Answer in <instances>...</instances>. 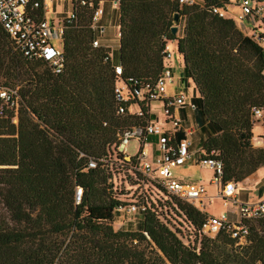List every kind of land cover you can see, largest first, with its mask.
Instances as JSON below:
<instances>
[{"label":"trees","instance_id":"16d2710c","mask_svg":"<svg viewBox=\"0 0 264 264\" xmlns=\"http://www.w3.org/2000/svg\"><path fill=\"white\" fill-rule=\"evenodd\" d=\"M195 1L119 0L120 76L110 48L92 47L93 11L113 0L71 2L60 74L15 50L0 26V90L16 92L14 105L0 99V264H264V217L247 223L243 243L224 231L211 238L200 233L207 215L169 196L164 206H145L134 230L113 228L118 206L129 200L125 188L134 185L113 176L118 137L153 117L143 104L141 116L130 113L133 101L120 114L114 85L121 80L132 94L153 83L166 44H174L182 81L197 93L202 157L219 160L223 181L236 184L264 167V148L252 144L253 108L262 110L264 126V50L232 18L213 12H226L229 0ZM256 2L264 32V0ZM174 14L182 24L176 34ZM28 16L44 18L42 0Z\"/></svg>","mask_w":264,"mask_h":264},{"label":"built area","instance_id":"2783aa9c","mask_svg":"<svg viewBox=\"0 0 264 264\" xmlns=\"http://www.w3.org/2000/svg\"><path fill=\"white\" fill-rule=\"evenodd\" d=\"M72 1L74 0H70V4ZM79 2L81 5L85 4L84 0H79ZM195 2V0H179V3L184 5H193ZM237 5L247 18L254 21H256L254 17H259L262 14V7L256 0H238ZM39 6H41V0H0V26L14 42L15 50L25 58H38L48 62L52 72L60 74L64 65L62 50L63 21L73 19L74 15L71 9L69 17L58 23L50 22L45 18L46 10L42 3L44 18L36 21L28 16V9H36ZM213 12L218 14L219 17H226V12L218 9H213ZM101 15L102 9L98 7L93 11L91 18V28L95 35L92 41L93 48L102 46L96 36V33L100 35L104 33V28L99 24ZM254 31L255 33L251 36L258 41L264 40V32H261L259 28ZM119 35L117 31L116 40H118ZM52 40H60L61 48H55ZM111 50L110 48L109 59L112 62L115 75L120 76L122 73L121 66L119 63H113ZM162 54L164 67L153 83H146L142 88L131 94L127 84L119 80L115 83L113 89L117 102L122 104L118 108L120 114L125 112L123 104L131 101L134 104L130 105L128 111L138 116L142 115L139 104L146 106L148 114L152 116L151 103L159 102L162 106L161 121L154 119L153 116L143 126L126 129L118 137L116 151L120 154L121 160L113 163L115 165L113 176H117L119 180L125 182L128 178L129 181L134 182V185L130 190L127 187L125 188L129 200L126 201V205L118 206L117 211L124 210L125 213L131 215H141L145 210V206L152 205V203L164 206L169 196L203 210L204 198L207 195L204 185L183 182L172 174L174 168L191 161L194 155V152L190 150L192 145L190 136L195 127L187 124L185 112H193L195 104L192 99H188L181 93L173 96L166 95L168 85L172 84V71L170 66L167 65L172 57L168 44L165 45ZM0 99L5 104L14 105L16 92L1 89ZM252 114L254 118H263L261 109L253 108ZM131 140H136L139 143L138 151L132 157L128 156L125 150ZM255 143L256 147L264 148V135H260ZM211 154H214V152H211ZM198 155L200 163L213 171L211 184L217 187L216 197L224 203L235 205L238 214L237 220H231L226 214L207 216L200 233L213 238L220 231H224L232 239L243 243L249 233L247 223L264 217V198L253 203L237 201L235 197L236 183L231 180L223 181L221 162L212 158L204 159L200 150ZM94 166V162L90 161L88 163V167ZM80 194L81 189L77 188V200H79Z\"/></svg>","mask_w":264,"mask_h":264},{"label":"rangeland","instance_id":"374dc122","mask_svg":"<svg viewBox=\"0 0 264 264\" xmlns=\"http://www.w3.org/2000/svg\"><path fill=\"white\" fill-rule=\"evenodd\" d=\"M231 5L227 8L229 9L230 15L231 12H236L235 22L240 27H243L244 29H247L248 35L251 36L255 33V29H258V22L254 21L250 18H247L245 14H243L240 7H236L235 0H230ZM100 8L104 9L106 7V28L105 32L100 35L96 33L97 38L101 39L102 42L109 43V45H114L116 43V34L118 31V24H116V17H117V9L116 5L111 3H100ZM71 5L70 0H47L46 6H45V16L47 15L48 20L53 18L55 23H58L65 17L70 16ZM182 24L178 25V28H181ZM263 32V31H261ZM260 45L262 46L264 50V40L259 41ZM52 44L55 48L60 49L61 48V41L60 40H52ZM169 50L173 56V58L179 59V55L175 51V46L173 43L168 44ZM115 57V49H112V60H114ZM176 59V60H177ZM180 60V59H179ZM183 66L178 68H174L172 71V84H169L167 87V93H182L185 94V96L188 99H192V97H197V93L194 91L193 85L190 83V81L183 82L181 79L184 76L183 73ZM162 106L159 102H153L151 103V110L153 112L160 113V116L162 118ZM189 115V121L193 123V125L197 128V124L194 120V113L191 114V112L188 113ZM192 116V118H191ZM255 123L253 125L252 134H253V140L257 141V138L259 137L260 129L259 126H263V121L261 118H254ZM193 142H194V150H200L202 145L203 136L201 135L200 131H197L195 134L192 135ZM139 148V143L136 140H131L127 144L125 150L126 154L128 156H135ZM172 174L176 177H179V180L186 181H196V180H203L207 181L208 177L210 176V172L206 169H203L201 167H182V168H174L172 170ZM208 192L211 194L213 193V188L208 187ZM207 211L209 213H220L222 211L228 210V207L224 206L222 203H219L218 201H215L213 204H210L207 206ZM206 215L207 212L205 213ZM114 223L113 228L115 230L122 229V230H134L139 222L140 215H131L125 213L124 210H119L114 214ZM173 221V228L175 224H177L179 221L176 217L172 216ZM179 218V217H178ZM175 223V224H174ZM171 224V225H172Z\"/></svg>","mask_w":264,"mask_h":264},{"label":"crops","instance_id":"0c3cea01","mask_svg":"<svg viewBox=\"0 0 264 264\" xmlns=\"http://www.w3.org/2000/svg\"><path fill=\"white\" fill-rule=\"evenodd\" d=\"M46 2H47V0H42V3H43V6L44 7L46 6ZM229 2H231V1L229 0ZM234 2L236 3V7H238V5H237L238 0H235ZM105 3H108V2H105ZM109 3H111V2H109ZM230 5H231V3L229 4V6ZM116 9H117V5H116ZM70 11H71V9H70ZM106 13H107L106 12V7H104V9H102V15H101V17L99 19V24H100V26H102L104 28V32H105V28L107 26L106 25V21H107ZM231 14L232 15H230V13H229V9H226V16L229 17V18H232L234 20L237 13L236 12H231ZM45 18H46V20H48L47 15L45 16ZM116 18H117L116 19V24H118V14H117V17ZM49 21L50 22L51 21L54 22V19L51 18V19H49ZM234 22H235V20H234ZM235 24L237 25L236 22H235ZM237 27L244 34L248 35L247 29H244L241 26L239 27L238 25H237ZM99 41H100V43H101V45L103 47H109L111 49H113V48L115 49V57H114L113 63H118V40H116V43L114 45H109V43L102 42L101 39H99ZM176 59L177 58H173V56H172L171 59L167 62V65L170 66L171 71H173L174 68L180 67V64L182 66V60H181V58H179L180 60L179 59L176 60ZM175 94H178V93L168 94L167 93V90H166V95L167 96H173ZM183 95H185V94H183ZM193 99H194V97H192V100ZM188 113H189L188 111L185 112V115H187L186 118H185L186 119V122H187V124L193 125V123H191V121H189V115H188ZM192 113L193 112H191V114ZM153 116H154V119H158L160 121L162 120L161 119V116H160V113H158V112H153ZM191 118H192V116H191ZM259 129H260L259 136L260 135H264V126H262V127L259 126ZM197 131H199V129H197L195 127L194 132L190 136V138L192 140V145L190 147V150L192 152H194V155H193L192 160L189 161V162H187V163H185L183 166H180V167H177V168H182V167H185V166H187V167H193V166L194 167H201L203 169L208 170L210 172V176L208 177L207 181H203V180H200L199 179V180H196V181L186 180V181H183V182L198 183V184H202V185L205 186L207 195L204 198V203H203L204 208L201 211H203L204 213L207 212V214H208L207 216H218L220 214H226L231 220H237L238 219V214H237V208H236V206L233 205V204H231V203H224L218 197H216L217 187L215 185L211 184V178L213 176V171L210 168L203 166L200 163L199 159H198V156H199L198 155V151L199 150H194V147H193L194 142H193V138H192V135L195 134ZM252 144H253L254 147H256V143H255V141L253 139H252ZM176 178L178 179L179 177H176ZM208 187H212L213 188V193L210 194L208 192ZM235 197H236V200L237 201L243 202V203H253V202H257V201H259V200H261V199L264 198V167L258 168L254 173H252L251 175H249L248 177H246L240 183H237L236 184V187H235ZM215 201H218L219 203H222L224 206L228 207V210L222 211V212H220L218 214H216V213L215 214L214 213H209L206 208L210 204H213Z\"/></svg>","mask_w":264,"mask_h":264},{"label":"water","instance_id":"95a60500","mask_svg":"<svg viewBox=\"0 0 264 264\" xmlns=\"http://www.w3.org/2000/svg\"><path fill=\"white\" fill-rule=\"evenodd\" d=\"M119 0H113V3L117 5ZM177 21H178V14H174L173 15V26L171 27V33L172 34H176L177 30H178V25H177Z\"/></svg>","mask_w":264,"mask_h":264}]
</instances>
